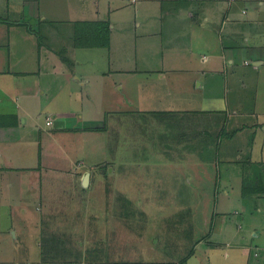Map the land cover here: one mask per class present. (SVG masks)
Returning a JSON list of instances; mask_svg holds the SVG:
<instances>
[{
    "label": "rangeland",
    "instance_id": "rangeland-1",
    "mask_svg": "<svg viewBox=\"0 0 264 264\" xmlns=\"http://www.w3.org/2000/svg\"><path fill=\"white\" fill-rule=\"evenodd\" d=\"M239 2L247 7L251 21L236 41L264 48V0ZM97 8L105 16L107 0L93 6V15ZM91 17L87 14L77 19ZM125 20L129 25V19ZM82 25L75 27L76 39ZM132 32L135 34L114 50L65 49L75 63L91 60L78 71L89 70L90 76L98 67L107 71L95 81L92 106L87 108L91 119L87 124L96 133L76 141L69 136L61 142L44 140L37 154L41 152V164L50 165L52 171L61 169L74 178L76 173L92 171L99 178L84 193L72 182L71 190L62 192L67 203L60 201L53 206V196L47 194L42 205L32 204L26 213L19 210V201L12 215L5 210L0 218V264H177L189 251H202L207 258L213 255L199 238L223 218L233 220V229L243 234L247 224H260L261 216L264 220V197L259 194L218 196L215 184L219 188L218 177L223 170L214 163L221 154L219 141L228 134L225 122L235 117L237 124H249L258 120V113L264 116V66L254 69L250 57L246 65V51H237V64L230 68L231 86L217 70L216 75H210L208 69L215 66L200 62L203 55L211 57L215 47L194 38L197 34L184 32L178 39L180 51L172 52L160 51L162 44L156 49L152 33L134 38L139 33ZM39 35L44 37L43 32ZM163 45L167 49L166 43ZM186 46L191 47L193 54L189 56L193 55L198 67L193 72L184 70L186 62L182 64L183 55L190 52L183 53ZM127 58L133 60L132 65L124 62ZM127 67L138 72H122ZM188 101L192 103L188 109H204L173 111L174 105L187 109ZM47 106L45 113L51 111ZM215 107L223 112V119L216 118L211 124V116L218 113L212 110ZM41 114L38 128L45 123L46 115ZM196 133L202 135L194 139L198 145L187 144L188 136ZM237 139L235 147L240 145ZM54 214L68 227L53 228ZM37 222L40 227H36H45L40 235H34L37 241L31 235L14 239V228L17 232L22 227L31 230ZM239 225L244 229H238ZM199 242L203 246L200 249Z\"/></svg>",
    "mask_w": 264,
    "mask_h": 264
},
{
    "label": "crops",
    "instance_id": "crops-1",
    "mask_svg": "<svg viewBox=\"0 0 264 264\" xmlns=\"http://www.w3.org/2000/svg\"><path fill=\"white\" fill-rule=\"evenodd\" d=\"M103 1L105 0H0V218L5 210L12 215L15 209L13 206L18 201L19 210L23 213L32 204L41 202L42 205L44 195L47 194L53 196V206L60 201L67 203L62 192L71 190L72 182L84 193L99 178L92 171H84L81 175L76 173L75 178L73 174L64 173L61 169L52 171L50 165L41 164V152L37 154V149L44 140L48 143H52V140L61 142L62 138L69 136L71 141H76L82 135L96 133L93 126L87 124L91 122L87 108L92 106L95 81L107 71L98 67L96 74L92 71V76L87 74L89 70L79 72L78 69H85L87 62L91 60L75 63L65 49L102 52L108 48L114 50L119 45L123 46L127 37H131V33L135 34L132 31H136L139 34L134 38H141L143 35L148 37L149 32L155 36L153 40L156 49L162 44L160 51L177 52L180 51L178 39L188 30L193 36L197 34L194 38L215 47L211 57L203 55L200 62L215 66L208 69L210 75L220 72L226 84L233 85L229 75L230 68L237 64V51H246V65L249 64L247 57H250L254 69L264 66V48L258 49L236 41V37L244 35L245 28L251 21L247 7L240 0H107L106 15L101 16L98 8L93 15V6H101ZM87 14L94 17L77 19ZM126 18L129 19V25H125ZM79 23L83 24V29L77 35L79 39H76L75 27ZM153 26L155 29L151 30ZM42 32L43 38L39 35ZM183 50V53L190 51L183 55L185 60L182 64H187L184 70L193 72L198 67L193 62L195 59L191 47L186 46ZM190 53L192 56H189ZM225 60L227 64L224 63ZM92 62L97 65L96 61ZM124 62L133 64L130 58L124 59ZM122 72L133 75L138 69L127 67ZM197 82L204 86V83ZM189 104H192L191 101L185 106L187 109H183L184 106L179 109L174 105L176 109L173 111L197 112L204 109H188ZM44 106L51 111L45 113ZM215 108L212 110L218 113L211 116V124L216 118L221 121L223 119V112L220 108ZM42 112L46 115L45 123L38 128L37 119ZM237 122L234 117L224 124L228 134L225 139L223 135L222 141H219L221 154L214 161L215 166L223 170L219 177L216 175L220 180L219 188L215 184L216 193L218 196L229 197L255 192L254 194L264 197V116L260 117L258 113V120L249 124ZM194 123V126L197 125L198 120ZM43 131H47V134L43 135ZM244 131L249 134L243 133ZM201 136L200 133L188 136L187 144L195 142L194 139ZM236 139L240 141L238 147H235ZM247 140L249 144L246 143ZM181 147L185 149L186 145L182 144ZM187 151L190 152L189 149ZM184 157L189 160L188 156ZM83 164L82 161L79 163L81 166ZM86 172H89V178L84 182ZM51 218V223H55L53 228L68 227L63 221H59L60 218H55V214ZM261 221L260 224H247V231L243 234L233 229V220L223 218L203 239L199 238L205 250L210 248L209 252L213 255L207 258L202 255V251H189L180 261L172 259L171 262L225 264L230 261V264H264L262 216ZM35 225L40 227L37 222L31 230L22 227L17 232V228H14V239L19 236L25 238L40 235L45 227L38 228ZM238 229L243 230V225H239ZM35 240L37 241L36 237ZM236 240H240V243L235 244ZM201 247L203 246L199 242L198 248Z\"/></svg>",
    "mask_w": 264,
    "mask_h": 264
},
{
    "label": "water",
    "instance_id": "water-1",
    "mask_svg": "<svg viewBox=\"0 0 264 264\" xmlns=\"http://www.w3.org/2000/svg\"><path fill=\"white\" fill-rule=\"evenodd\" d=\"M88 178H89V172H86L84 175V182H86Z\"/></svg>",
    "mask_w": 264,
    "mask_h": 264
},
{
    "label": "built area",
    "instance_id": "built-area-1",
    "mask_svg": "<svg viewBox=\"0 0 264 264\" xmlns=\"http://www.w3.org/2000/svg\"><path fill=\"white\" fill-rule=\"evenodd\" d=\"M49 123V122H48Z\"/></svg>",
    "mask_w": 264,
    "mask_h": 264
}]
</instances>
